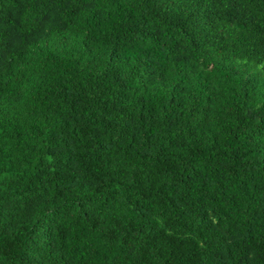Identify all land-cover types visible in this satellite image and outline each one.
Wrapping results in <instances>:
<instances>
[{"label":"trees","instance_id":"1","mask_svg":"<svg viewBox=\"0 0 264 264\" xmlns=\"http://www.w3.org/2000/svg\"><path fill=\"white\" fill-rule=\"evenodd\" d=\"M0 264H264V0H0Z\"/></svg>","mask_w":264,"mask_h":264}]
</instances>
